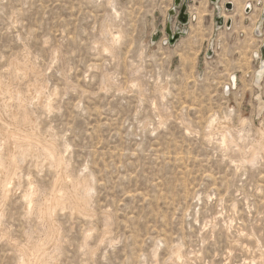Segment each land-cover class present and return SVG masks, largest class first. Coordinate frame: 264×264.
<instances>
[{
  "label": "rangeland",
  "instance_id": "obj_1",
  "mask_svg": "<svg viewBox=\"0 0 264 264\" xmlns=\"http://www.w3.org/2000/svg\"><path fill=\"white\" fill-rule=\"evenodd\" d=\"M172 10L0 0V79L46 96L27 109L4 98L91 189L88 216L54 213L55 249L25 195H50L61 171L28 158L0 190V264L38 240L49 264H264V0H187L188 24ZM169 22L185 30L174 44Z\"/></svg>",
  "mask_w": 264,
  "mask_h": 264
},
{
  "label": "bare ground",
  "instance_id": "obj_2",
  "mask_svg": "<svg viewBox=\"0 0 264 264\" xmlns=\"http://www.w3.org/2000/svg\"><path fill=\"white\" fill-rule=\"evenodd\" d=\"M174 3L175 0H173V5ZM250 7L251 5H248L246 8L247 14ZM230 14H226L221 11V15L225 20L232 19V15ZM191 18L193 19L194 16H191ZM261 26L262 22H259L256 25L255 30L257 34L261 33ZM226 29L230 28L226 26ZM175 31L176 30H173L172 28V32L175 33ZM180 31L183 33L185 32V30ZM165 41L166 43L168 42L167 39H165ZM15 67L18 71L22 70L21 66L18 64H16ZM10 86L3 83L0 79V190L2 191L4 197L9 195L11 192V186L19 175L21 165L28 160V158L31 159L32 166H37L39 161L44 159L49 162L51 167L61 171V175L58 179H56L55 188L50 195L39 197L37 188L25 195V200L29 204L28 213L31 215H39L45 223L48 236H51L54 240V248L58 249V233L55 229L56 225L53 223L54 221L52 222L54 213L60 208L63 209L73 205L78 213L88 216V201L91 192L89 187L90 184L87 182L82 184L70 179L66 173L65 160L57 154V146L55 142L53 140L46 139L45 137V139L41 137L36 124L30 116L19 122L18 112L12 108V105L9 103L10 100L7 102L4 98L6 96L8 99H11V101L13 100V102L18 101L19 107L27 109V106L34 98L44 100L46 97L45 95V97H43L42 89L39 87L40 84L39 86H33V96L31 94L24 96L19 91V93H17L15 90L13 91ZM43 100L41 101L42 103L44 102ZM49 103L50 102H48V104L46 103V107L51 109ZM56 241L57 243H55ZM48 249L46 248V243L43 240H38L36 242L31 241L21 250V264H49L51 261L55 260V255L51 252L53 249L49 250L50 252Z\"/></svg>",
  "mask_w": 264,
  "mask_h": 264
},
{
  "label": "water",
  "instance_id": "obj_3",
  "mask_svg": "<svg viewBox=\"0 0 264 264\" xmlns=\"http://www.w3.org/2000/svg\"><path fill=\"white\" fill-rule=\"evenodd\" d=\"M176 8H180V21L183 23V24H188V14H187V0H175V3H174V10H172L169 14V16L171 17L172 15H175L176 13ZM227 8L228 9H233V4L231 2H229L227 4ZM219 22H222V19H218ZM228 25H231V22H228ZM182 29H177L175 31V33L172 32V25L171 23L169 22L168 23V26L166 28V32L167 34L169 35V42L171 44H174L176 43L182 36L185 35V32L183 33L182 31H180ZM263 57H264V49H263ZM263 63H264V59H263Z\"/></svg>",
  "mask_w": 264,
  "mask_h": 264
}]
</instances>
